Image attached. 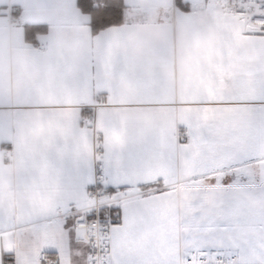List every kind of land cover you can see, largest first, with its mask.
<instances>
[{"label":"snow or ice","instance_id":"obj_1","mask_svg":"<svg viewBox=\"0 0 264 264\" xmlns=\"http://www.w3.org/2000/svg\"><path fill=\"white\" fill-rule=\"evenodd\" d=\"M0 264H264V0H0Z\"/></svg>","mask_w":264,"mask_h":264}]
</instances>
